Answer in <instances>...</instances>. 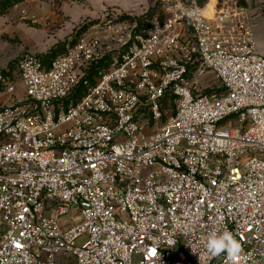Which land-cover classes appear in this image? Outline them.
<instances>
[{
  "label": "built area",
  "instance_id": "obj_1",
  "mask_svg": "<svg viewBox=\"0 0 264 264\" xmlns=\"http://www.w3.org/2000/svg\"><path fill=\"white\" fill-rule=\"evenodd\" d=\"M204 1L0 70V264H264V54ZM216 230L236 258L208 253Z\"/></svg>",
  "mask_w": 264,
  "mask_h": 264
},
{
  "label": "rangeland",
  "instance_id": "obj_2",
  "mask_svg": "<svg viewBox=\"0 0 264 264\" xmlns=\"http://www.w3.org/2000/svg\"><path fill=\"white\" fill-rule=\"evenodd\" d=\"M156 2L146 11L137 13L122 10L117 5H103L102 0H19L7 4L0 8V70H15L20 58L27 53L52 58L62 53L84 26L101 22L103 18L117 21L149 13ZM204 2L217 9L227 5L243 9L258 53L264 54V0ZM201 86H208V92L220 91V83L213 73L202 79ZM22 91L23 86L19 85L18 92ZM144 133L149 134L150 129Z\"/></svg>",
  "mask_w": 264,
  "mask_h": 264
},
{
  "label": "clouds",
  "instance_id": "obj_3",
  "mask_svg": "<svg viewBox=\"0 0 264 264\" xmlns=\"http://www.w3.org/2000/svg\"><path fill=\"white\" fill-rule=\"evenodd\" d=\"M206 248L209 254L217 256L223 252H227L230 258H236L240 252V243L234 238L231 232L218 230L208 234L206 239Z\"/></svg>",
  "mask_w": 264,
  "mask_h": 264
},
{
  "label": "crops",
  "instance_id": "obj_4",
  "mask_svg": "<svg viewBox=\"0 0 264 264\" xmlns=\"http://www.w3.org/2000/svg\"><path fill=\"white\" fill-rule=\"evenodd\" d=\"M103 5H117L122 10L139 12L146 11L156 0H102Z\"/></svg>",
  "mask_w": 264,
  "mask_h": 264
},
{
  "label": "trees",
  "instance_id": "obj_5",
  "mask_svg": "<svg viewBox=\"0 0 264 264\" xmlns=\"http://www.w3.org/2000/svg\"><path fill=\"white\" fill-rule=\"evenodd\" d=\"M17 1H19V0H2L1 2H0V8L1 7H3V6H5V5H7V4H10V3H12V2H17ZM155 12V9H151L150 11H149V14H153ZM88 26H84L81 30H83V29H85V28H87ZM57 56V55H56ZM55 57V56H54ZM45 58H48L47 56L45 57Z\"/></svg>",
  "mask_w": 264,
  "mask_h": 264
},
{
  "label": "bare ground",
  "instance_id": "obj_6",
  "mask_svg": "<svg viewBox=\"0 0 264 264\" xmlns=\"http://www.w3.org/2000/svg\"><path fill=\"white\" fill-rule=\"evenodd\" d=\"M213 3V2H212ZM211 6H212V4H211Z\"/></svg>",
  "mask_w": 264,
  "mask_h": 264
}]
</instances>
